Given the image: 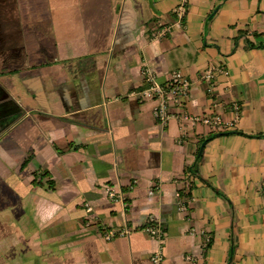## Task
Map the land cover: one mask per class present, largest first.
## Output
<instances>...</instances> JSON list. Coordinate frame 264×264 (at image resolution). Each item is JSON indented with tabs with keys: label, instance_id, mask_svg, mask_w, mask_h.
Listing matches in <instances>:
<instances>
[{
	"label": "crops",
	"instance_id": "0c3cea01",
	"mask_svg": "<svg viewBox=\"0 0 264 264\" xmlns=\"http://www.w3.org/2000/svg\"><path fill=\"white\" fill-rule=\"evenodd\" d=\"M178 2L0 0V264H264V0Z\"/></svg>",
	"mask_w": 264,
	"mask_h": 264
},
{
	"label": "built area",
	"instance_id": "2783aa9c",
	"mask_svg": "<svg viewBox=\"0 0 264 264\" xmlns=\"http://www.w3.org/2000/svg\"><path fill=\"white\" fill-rule=\"evenodd\" d=\"M176 21H181L187 13V0H179L178 4L173 9ZM170 30V25L159 26L157 30L151 33L152 39H161ZM144 79L147 86L139 92V96L143 99H155L156 105L153 107L152 115L160 124H165L172 114L169 112L170 107L180 106L182 98L186 97L189 92L190 82L187 76L181 70H174L170 73L169 83L164 86L156 81L154 74L148 70H144ZM214 78V69L209 67L203 73V79L212 87V80ZM209 88V89H210ZM184 118H188L192 122H202L206 125H210L216 128H227L232 123H223L218 115L213 116H198L189 117L183 115ZM262 193L264 194V183L261 186ZM111 197L115 195L113 190H110ZM185 210L186 207L182 205L180 207ZM87 210L90 211L91 207L87 206ZM141 230L157 239H161L164 232L159 224H156L152 218H150L142 227ZM130 233L129 228L126 226L122 229H109L104 238L111 240L115 237H123ZM152 264H164V256L161 249L156 250L151 256Z\"/></svg>",
	"mask_w": 264,
	"mask_h": 264
}]
</instances>
